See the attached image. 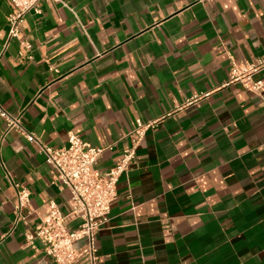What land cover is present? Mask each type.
Returning a JSON list of instances; mask_svg holds the SVG:
<instances>
[{"label":"crops","instance_id":"crops-1","mask_svg":"<svg viewBox=\"0 0 264 264\" xmlns=\"http://www.w3.org/2000/svg\"><path fill=\"white\" fill-rule=\"evenodd\" d=\"M9 3L0 0V106L26 132L54 149L70 133L106 148L95 164L105 173L132 147L135 120L161 119L116 184L98 264H264V86L221 88L229 56L264 55V0H43L21 40H8ZM7 174L30 193L26 224L13 223ZM69 197L0 119V264H54L25 235L48 202L67 214Z\"/></svg>","mask_w":264,"mask_h":264},{"label":"built area","instance_id":"built-area-1","mask_svg":"<svg viewBox=\"0 0 264 264\" xmlns=\"http://www.w3.org/2000/svg\"><path fill=\"white\" fill-rule=\"evenodd\" d=\"M41 1L43 0H10V13L7 16L8 40H21L25 15L30 12L39 15ZM29 48L26 42L21 41V50ZM229 59L228 78L221 88L239 85L247 92L259 94L264 80L257 77L264 72V55L252 63H236L232 56H229ZM207 96L208 94L193 96L182 105H176L172 113ZM0 119L5 122L6 132L14 130L37 147L50 168V183L66 188L70 194L67 214H63L53 202L43 206V215L39 222L31 233L25 235L26 243L31 245L34 239H38L54 264H78L81 260H84L85 264H98L97 233L108 222L110 206L116 197V184L127 172L130 162L134 159V151L142 142L145 132L161 119L146 123L135 120L134 129L127 134L132 139V147L105 173L99 172L95 164L106 148L92 147L82 142L76 134L70 133L67 136V145L54 149L42 144L33 134L25 131L21 124V114L11 116L0 106ZM6 177L16 192L12 210L13 223L22 221L26 224L27 216L22 212L28 207L30 193L14 183L8 174ZM70 216L81 220L75 229L67 225L66 221ZM80 240L85 241L84 246L76 248L75 244Z\"/></svg>","mask_w":264,"mask_h":264}]
</instances>
